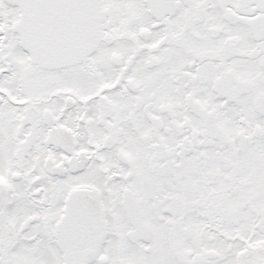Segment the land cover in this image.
Returning a JSON list of instances; mask_svg holds the SVG:
<instances>
[{
    "label": "snow or ice",
    "instance_id": "1",
    "mask_svg": "<svg viewBox=\"0 0 264 264\" xmlns=\"http://www.w3.org/2000/svg\"><path fill=\"white\" fill-rule=\"evenodd\" d=\"M0 264H264V0H0Z\"/></svg>",
    "mask_w": 264,
    "mask_h": 264
}]
</instances>
